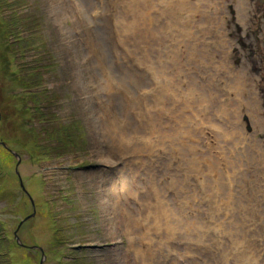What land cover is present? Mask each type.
Segmentation results:
<instances>
[{
  "label": "rangeland",
  "instance_id": "rangeland-1",
  "mask_svg": "<svg viewBox=\"0 0 264 264\" xmlns=\"http://www.w3.org/2000/svg\"><path fill=\"white\" fill-rule=\"evenodd\" d=\"M15 1L0 4V264H264V0ZM35 67L48 101L21 87Z\"/></svg>",
  "mask_w": 264,
  "mask_h": 264
},
{
  "label": "trees",
  "instance_id": "trees-1",
  "mask_svg": "<svg viewBox=\"0 0 264 264\" xmlns=\"http://www.w3.org/2000/svg\"><path fill=\"white\" fill-rule=\"evenodd\" d=\"M2 2V3H1ZM10 0H0V4H4L7 5L9 4ZM10 4H13V2H11ZM11 18V17H10ZM10 18H8L6 20V24L8 25V27L10 26V28H12V26L15 25V20L13 17L11 20H9ZM9 20V21H8ZM10 32H12V29L9 30ZM20 40V44L24 45L25 47H27V43L25 42L27 39L24 37H20L18 38ZM30 71L26 70H22L21 74L22 77L24 78L22 83H21V87H24L26 90H31L29 97H31L33 99V102H37V100L40 98L39 96L43 95V91L39 90L41 88L40 85H42V72L37 71L36 69H29ZM20 73V72H19ZM42 94V95H41ZM33 105V103H32ZM33 107V108H32ZM31 107V111L33 112V115H37L34 111L36 110L34 105ZM29 112V111H28ZM34 118V117H33ZM35 140H33V145L34 147L33 150H35V152L37 153V156L39 157H48L51 155V153L57 149L54 148V146H52L51 144H48L46 138L40 139V135L37 134V137L34 138ZM40 139V140H39ZM53 143V142H52ZM61 146V150H66L65 148L63 149V145L60 144ZM54 149V150H53ZM55 153H59L57 150L55 151ZM56 221V219H54ZM58 224V222H57ZM61 231V233H60ZM59 234H64V231L62 229L57 231V236L56 239L58 240V242H62V240H64V237L59 236ZM7 237V236H6ZM5 235L3 234V226L0 223V251L4 250V249H9V241L8 239H6ZM0 256L5 259V256L8 257L7 259H9L10 256H8L7 251L5 253H0ZM6 264V263H5Z\"/></svg>",
  "mask_w": 264,
  "mask_h": 264
},
{
  "label": "bare ground",
  "instance_id": "bare-ground-1",
  "mask_svg": "<svg viewBox=\"0 0 264 264\" xmlns=\"http://www.w3.org/2000/svg\"><path fill=\"white\" fill-rule=\"evenodd\" d=\"M1 166H2V165H1ZM105 189H106V188H105ZM105 189H104V190H105Z\"/></svg>",
  "mask_w": 264,
  "mask_h": 264
}]
</instances>
